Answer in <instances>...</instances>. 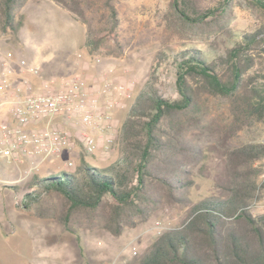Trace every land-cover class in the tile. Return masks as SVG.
<instances>
[{
	"label": "trees",
	"instance_id": "obj_1",
	"mask_svg": "<svg viewBox=\"0 0 264 264\" xmlns=\"http://www.w3.org/2000/svg\"><path fill=\"white\" fill-rule=\"evenodd\" d=\"M27 0H0V31L16 33L15 10ZM86 24L85 43L96 49L118 27L115 0H53ZM264 12V0H240ZM100 3V5H99ZM229 0L198 8L191 0H172L176 13L197 22L219 19ZM101 25H94L97 9ZM88 14V15H87ZM163 62L174 66L177 97L157 86ZM224 101L227 117L209 112V101ZM264 124V25L244 30L230 46L183 47L155 55V66L130 104L118 133L119 156L105 166L82 158L72 171L39 175L34 171L19 203L38 217L59 200L57 219L72 225L100 226L118 236L125 225L145 220L166 196L188 205L181 224L162 230L133 264H264V213L253 210L256 178L264 144L234 143L240 129ZM212 154L215 172L206 170ZM211 176V189L195 200L196 178ZM17 191L16 184L4 185Z\"/></svg>",
	"mask_w": 264,
	"mask_h": 264
},
{
	"label": "rangeland",
	"instance_id": "obj_2",
	"mask_svg": "<svg viewBox=\"0 0 264 264\" xmlns=\"http://www.w3.org/2000/svg\"><path fill=\"white\" fill-rule=\"evenodd\" d=\"M191 1L198 8H212L223 0ZM115 6L118 27L113 35L99 31L105 38L96 49L85 43L86 24L74 18L70 11L53 0H27L15 10V19L19 22L17 32L0 31V51L12 53L13 71H20L13 59L23 58L32 66L39 67L38 75L20 73L15 78L17 81L28 78L38 84L42 78L53 77L60 80L78 76L93 84L99 82L101 74L107 73L113 83L121 82L131 88V96L127 98L110 94V98L120 102L121 106L114 109L117 119L114 123L116 141L109 152L97 150L94 154H88L75 146L58 156L47 157L39 166V175L72 171L82 158L90 164L105 166L119 156L117 143L121 122L155 66L157 53L169 54L194 45L206 50L210 45H216L222 51L238 38L241 31L264 25V12L247 7L240 0H229L225 13L219 19L207 18L197 22L176 13L172 0H115ZM102 12L98 7L92 24L103 27L100 22ZM174 72L175 68L169 62H163L158 69L157 86L163 95L171 98L177 97ZM208 110L217 119L223 120L228 114L226 104L221 100L209 101ZM2 114L3 109L0 108V119ZM263 138L264 124L254 123L240 129L233 142H261ZM212 156L209 154V158L205 160L206 170L210 174L215 172ZM69 159L74 162L73 166L67 165ZM261 159L254 166H260ZM10 166L0 155V169ZM31 174L13 183L18 185L17 199L14 191H10L5 200L9 216L0 217V264H8L9 261L22 263V256L19 254L24 252L25 244L27 247L31 246L26 251L31 257H35L34 254L38 251L46 254L47 264L52 261L51 255L55 253H62V264H133L157 237L158 230L161 232L182 223L188 208L187 204L172 203L166 196H162L160 203L149 209L145 220L125 225L118 236L100 226L93 225V228H89V224L80 226L76 222L72 225L79 230L77 236L65 230L57 219V198L53 197L44 203V209L52 210L48 217H38L19 203L22 194L28 189L25 182ZM0 175L4 174L0 172ZM11 175V179L17 177V173ZM211 186V176L198 177L196 185L189 191V197L195 200L208 192ZM156 221H159L160 228L155 227ZM132 244L138 249L137 255L130 251Z\"/></svg>",
	"mask_w": 264,
	"mask_h": 264
},
{
	"label": "built area",
	"instance_id": "obj_3",
	"mask_svg": "<svg viewBox=\"0 0 264 264\" xmlns=\"http://www.w3.org/2000/svg\"><path fill=\"white\" fill-rule=\"evenodd\" d=\"M12 53L0 51V155L19 172L16 180L37 171L45 159L78 146L82 152H109L116 141L111 115L121 103L110 98L115 93L130 97L128 84L113 83L107 73L90 84L81 77L46 78L36 84L28 78L15 80L20 73L39 74V67L25 59H13L20 71L12 70ZM264 144V138L261 140ZM73 166L72 159L67 161ZM253 210L264 213V152L253 198ZM155 227L160 228L159 221ZM158 234L160 230L157 231ZM137 255L136 245H130Z\"/></svg>",
	"mask_w": 264,
	"mask_h": 264
},
{
	"label": "crops",
	"instance_id": "obj_4",
	"mask_svg": "<svg viewBox=\"0 0 264 264\" xmlns=\"http://www.w3.org/2000/svg\"><path fill=\"white\" fill-rule=\"evenodd\" d=\"M2 65L0 63V71H1V68ZM117 121L116 119V116H115V113L113 111V114L111 115V124L113 125L115 122ZM9 164V163H8ZM11 166L10 167H1L0 169V172L3 173L4 175H0V217L1 216H9L8 214V207L5 205V200L6 198L9 196L8 195V192L10 191H14V195H15V198L17 199V195H18V190L15 191L13 188L11 187H6L4 185H12L13 184V181L17 179L18 177V170L15 169V166L10 164ZM3 168V170H2ZM11 173H17V177L16 178H13L11 179L10 177H12L13 175H11ZM12 219V218H11ZM28 245L25 244V247H23L24 249V252L23 253H20L19 255L22 256L21 260H23L22 263L20 264H47L46 262V254L44 253H41L40 251H38L36 254H34L35 257H31V255H28L26 251H28L29 247L31 248V246L27 247ZM75 248H76V258L78 257V243L75 244ZM52 261H50L49 264H62V258H63V255L62 253H55V254H52ZM61 259V260H60ZM77 261V260H76ZM8 264H15L14 261H9Z\"/></svg>",
	"mask_w": 264,
	"mask_h": 264
}]
</instances>
